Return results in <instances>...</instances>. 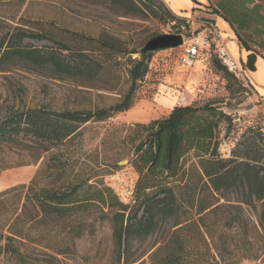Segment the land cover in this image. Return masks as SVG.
<instances>
[{
    "label": "trees",
    "instance_id": "1",
    "mask_svg": "<svg viewBox=\"0 0 264 264\" xmlns=\"http://www.w3.org/2000/svg\"><path fill=\"white\" fill-rule=\"evenodd\" d=\"M108 1L126 16L185 21L162 9L161 0ZM190 1L201 5L197 0ZM204 1L211 14L229 25L246 52L242 68L255 72L259 57L256 49L264 50L263 5L258 0ZM173 27L182 36V28ZM28 36L37 37L19 27L6 34L0 44V73L19 61L40 67L51 64L55 70L77 69L22 47V39ZM98 43L100 51L113 48L105 40ZM151 53L141 54L140 60L129 59L131 86L120 103L110 108L60 113L17 110L0 116V174L43 159L28 185L0 193L2 264H30L39 262V256L54 259L70 255L74 240L81 235L85 215L94 207L110 224L117 264L139 262L142 258L133 259L130 253L133 243L153 236L168 222L167 234L147 252H151L150 264H237L241 260L264 263V122L247 128L227 159L219 153L217 131L225 123L228 136L233 120L212 105H176L164 118L123 127L125 137L121 143L131 147L130 165L138 176L129 204L121 202L110 187L98 180L101 170H76L73 154L86 125L106 122L132 107L136 83L146 75ZM200 53L210 54L213 68L227 81L238 82L240 91H244L243 83L214 44ZM77 67L81 69V65ZM116 133L117 130L110 131L105 140ZM5 147L26 153L25 164H13L5 158L1 153ZM53 149L56 152L44 158ZM212 219L218 220L220 230L214 229ZM235 239L249 248L242 250L236 245L233 262L228 256L233 254L231 243ZM33 252L39 255L33 258Z\"/></svg>",
    "mask_w": 264,
    "mask_h": 264
},
{
    "label": "rangeland",
    "instance_id": "2",
    "mask_svg": "<svg viewBox=\"0 0 264 264\" xmlns=\"http://www.w3.org/2000/svg\"><path fill=\"white\" fill-rule=\"evenodd\" d=\"M199 1L201 5H195L191 13L178 16L185 20L179 23L126 16L110 6L108 0H0V44L13 28H23L37 37H24L22 47L39 52L43 58L55 57L66 66L77 68L55 70L51 64L40 67L24 61L7 65V72L0 73V116L7 111L32 109L57 113L94 112L120 103L131 86L129 59L140 60V50L149 40L169 31L178 35L173 26L182 28L185 40L203 30L206 22H211L219 31L213 19L216 16L205 7L204 0ZM258 1L263 5L264 14V0ZM162 4V9L169 11L166 3ZM99 40H105L113 48L100 51ZM256 51L264 60V50ZM130 52L137 54L130 55ZM211 57L200 53L194 64L188 66L183 47L152 52L147 57L146 75L136 83L132 107L106 122L86 125L73 154L76 170H101L98 180L110 187L121 202L131 203L138 176L130 165L131 147L121 143L125 137L123 127L166 117L181 93L186 98L185 105H212L232 117L228 136H225V123H221L217 131L219 153L222 158H229L234 144L246 129L264 122V86L255 82L238 61L245 79V89L240 91L242 87L238 82L227 81L213 68ZM260 80L264 81L263 76ZM114 130L117 133L105 140L106 134ZM1 151L13 164H25L27 160V154L17 148L5 147ZM55 152L53 149L44 158ZM42 161L2 172L0 193L28 185ZM121 162L126 164L120 166ZM85 217L80 227L81 235L74 240L70 255L54 259L39 256V262L30 264H117L109 222L101 219L98 207L91 208ZM250 218L254 220L252 214ZM210 223H214L215 230H220L218 220L212 219ZM170 224L168 222L153 236L133 243L132 258H142L135 264H150L151 252H147L167 234ZM231 244L233 254L228 258L233 262L236 245L242 250L249 248L247 244L237 243L236 239ZM199 252L202 254L201 248ZM37 255L38 252H33V258ZM237 264L264 263L241 260Z\"/></svg>",
    "mask_w": 264,
    "mask_h": 264
},
{
    "label": "built area",
    "instance_id": "3",
    "mask_svg": "<svg viewBox=\"0 0 264 264\" xmlns=\"http://www.w3.org/2000/svg\"><path fill=\"white\" fill-rule=\"evenodd\" d=\"M169 32L170 33L166 35H173L174 33L172 31ZM183 41L182 47L184 48L185 62L188 66L194 64L202 49H208L214 44L219 49L220 55L224 58V62L228 65L229 69L242 83H245L242 68L230 59L225 50L224 42L219 37L218 31L211 22H206L203 30L197 32L188 40L183 39ZM185 103L186 98L184 94L181 93L177 98L176 105L183 106Z\"/></svg>",
    "mask_w": 264,
    "mask_h": 264
},
{
    "label": "crops",
    "instance_id": "4",
    "mask_svg": "<svg viewBox=\"0 0 264 264\" xmlns=\"http://www.w3.org/2000/svg\"><path fill=\"white\" fill-rule=\"evenodd\" d=\"M166 3L169 11L175 16L187 15L195 9V5L190 0H161ZM200 2L199 0H197ZM216 21V27L219 29V37L224 42L225 50L230 59L236 64L238 61L245 62L246 52L240 47L238 41L235 39L232 30L229 25L225 23L221 18L214 17ZM261 70V71H260ZM249 72V71H248ZM251 77L255 78V82L264 86V81L260 80V77L264 78V60L257 58L255 63V72H249Z\"/></svg>",
    "mask_w": 264,
    "mask_h": 264
},
{
    "label": "water",
    "instance_id": "5",
    "mask_svg": "<svg viewBox=\"0 0 264 264\" xmlns=\"http://www.w3.org/2000/svg\"><path fill=\"white\" fill-rule=\"evenodd\" d=\"M183 43V37L180 35L158 36L149 40L140 50V54H146L159 50L175 49L178 47H182ZM125 164V162H121L120 166H123Z\"/></svg>",
    "mask_w": 264,
    "mask_h": 264
},
{
    "label": "bare ground",
    "instance_id": "6",
    "mask_svg": "<svg viewBox=\"0 0 264 264\" xmlns=\"http://www.w3.org/2000/svg\"><path fill=\"white\" fill-rule=\"evenodd\" d=\"M4 177V176H3ZM7 178V177H6Z\"/></svg>",
    "mask_w": 264,
    "mask_h": 264
}]
</instances>
